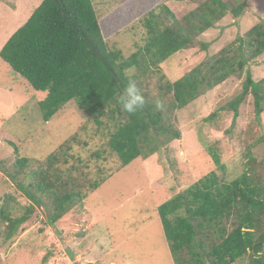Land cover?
<instances>
[{
  "label": "trees",
  "instance_id": "1",
  "mask_svg": "<svg viewBox=\"0 0 264 264\" xmlns=\"http://www.w3.org/2000/svg\"><path fill=\"white\" fill-rule=\"evenodd\" d=\"M247 1L204 0L182 18L162 2L139 19L144 44L126 57L106 40L95 0H42L4 43L0 57L35 90L47 91L39 101L44 121L75 100L98 126L114 123L107 146L124 167L180 139L181 131L172 121L174 111L244 71L242 90L225 108L234 112L235 123L241 105L252 96L255 114H264V77L255 79L247 68L264 53V17L218 53L176 80H167L163 87L171 100L166 111L156 110L145 92H141L145 104L134 115L122 114L117 104L129 79L138 85V76L128 74L129 70L159 71L169 57L194 45L226 14L240 16ZM215 116L216 112L206 120L213 121ZM76 139L75 132L35 167L28 157L16 158L10 176L31 205L22 215L13 216L12 197L5 195L0 222L6 225L7 238L29 221L36 207L44 206L48 220L55 223L84 206L89 192L107 180V175L100 174L84 189L81 168L75 173L77 166L72 163L81 162L73 153ZM9 143L19 153L16 144ZM209 151L213 163L224 169L218 151L214 147ZM158 213L174 264H235L247 257L249 264H264V153L259 155L250 147L239 175L226 180L210 171L161 203Z\"/></svg>",
  "mask_w": 264,
  "mask_h": 264
},
{
  "label": "rangeland",
  "instance_id": "2",
  "mask_svg": "<svg viewBox=\"0 0 264 264\" xmlns=\"http://www.w3.org/2000/svg\"><path fill=\"white\" fill-rule=\"evenodd\" d=\"M41 1L0 0V50ZM202 1L95 0V7L106 40L128 57L144 44L145 30L139 19L145 13L167 2L182 18ZM263 17L264 0H248L240 16L226 14L194 45L169 57L159 71L135 67L128 74H136L141 92L153 102L162 100L166 111L171 100L163 87L167 80H176L218 53ZM247 68L255 79L264 77V53ZM245 77V71L232 76L175 110L172 121L181 138L122 167L107 146L114 123L98 126L75 100L44 121L39 101L47 91L35 90L0 57V206L5 195L12 197L13 216L22 215L31 205L10 176L18 156L30 158L35 167L75 132L73 153L81 162L72 163L77 166L75 173L81 168L84 189L100 174L107 175L99 188L89 192L84 206L72 209L55 223L48 220L44 206L36 207L29 221L9 238L6 225L0 222V264H174L158 206L210 171L226 180L239 175L250 147L259 155L264 153V114H255L252 96L241 105L235 123L234 112L225 108L242 90ZM214 112V120L207 121ZM209 147L218 151L224 169L213 163ZM248 262L247 257L235 264Z\"/></svg>",
  "mask_w": 264,
  "mask_h": 264
},
{
  "label": "clouds",
  "instance_id": "3",
  "mask_svg": "<svg viewBox=\"0 0 264 264\" xmlns=\"http://www.w3.org/2000/svg\"><path fill=\"white\" fill-rule=\"evenodd\" d=\"M117 104L122 114L128 116L136 114L145 104V98L134 79H129L123 93L117 97ZM156 110L164 111L165 104L162 100H156Z\"/></svg>",
  "mask_w": 264,
  "mask_h": 264
}]
</instances>
